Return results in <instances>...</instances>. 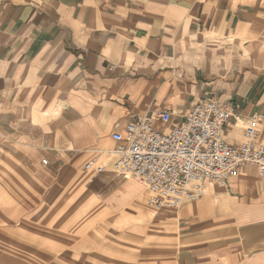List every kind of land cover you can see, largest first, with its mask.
Returning <instances> with one entry per match:
<instances>
[{
  "label": "crops",
  "instance_id": "0c3cea01",
  "mask_svg": "<svg viewBox=\"0 0 264 264\" xmlns=\"http://www.w3.org/2000/svg\"><path fill=\"white\" fill-rule=\"evenodd\" d=\"M213 96L234 106L239 145L240 122L264 114V0H0V227L60 241L97 212L130 235L113 243L131 264H264L256 167L176 213L111 169L132 118L169 110L176 124Z\"/></svg>",
  "mask_w": 264,
  "mask_h": 264
},
{
  "label": "built area",
  "instance_id": "2783aa9c",
  "mask_svg": "<svg viewBox=\"0 0 264 264\" xmlns=\"http://www.w3.org/2000/svg\"><path fill=\"white\" fill-rule=\"evenodd\" d=\"M173 117L171 111L161 110L132 118L122 132L113 135L117 145L108 152L114 173L145 187L151 209L179 210L200 200L207 185L226 187L243 167H256L264 178V143L260 141L264 114L240 122L239 145L229 142L225 132L236 117L235 108L217 97L197 102L176 124ZM106 166L92 161L85 169L102 172Z\"/></svg>",
  "mask_w": 264,
  "mask_h": 264
},
{
  "label": "rangeland",
  "instance_id": "374dc122",
  "mask_svg": "<svg viewBox=\"0 0 264 264\" xmlns=\"http://www.w3.org/2000/svg\"><path fill=\"white\" fill-rule=\"evenodd\" d=\"M177 211L153 210L157 213ZM96 214H89L81 225L69 227V231L74 229V234L68 233L66 226L57 227L62 234L59 236L60 241H56L55 234L49 236L53 240L36 242L33 240V227L24 228L21 235L17 225H12L11 231L0 227V264H131L129 256L116 254L113 243L116 236H122L123 251L128 250L130 235L114 230L109 224L110 217L101 219L99 224ZM4 233H10V238L4 236Z\"/></svg>",
  "mask_w": 264,
  "mask_h": 264
},
{
  "label": "bare ground",
  "instance_id": "6f19581e",
  "mask_svg": "<svg viewBox=\"0 0 264 264\" xmlns=\"http://www.w3.org/2000/svg\"><path fill=\"white\" fill-rule=\"evenodd\" d=\"M205 191H206V189H205Z\"/></svg>",
  "mask_w": 264,
  "mask_h": 264
}]
</instances>
